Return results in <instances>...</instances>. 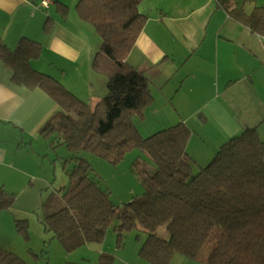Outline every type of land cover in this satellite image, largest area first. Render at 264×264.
I'll return each instance as SVG.
<instances>
[{
  "label": "trees",
  "instance_id": "1",
  "mask_svg": "<svg viewBox=\"0 0 264 264\" xmlns=\"http://www.w3.org/2000/svg\"><path fill=\"white\" fill-rule=\"evenodd\" d=\"M141 1L76 2L79 18L101 38L92 69L105 74L107 91L93 105L32 66L41 56L40 42L23 37L11 49L0 38V63L11 70L13 83L40 88L57 105L39 134L47 138L56 133L52 147L65 145L72 153L63 159L74 162L71 170L66 168L67 185L51 192L42 204L45 231L74 250L86 243L102 244L106 227L116 218L118 242L122 243L124 231L141 228L148 234L139 254L152 264H169L176 254L201 264H264V140L257 126L245 125L207 164L199 165L187 150L192 131L184 121L145 138L132 122L133 114L143 116L153 102L149 78L128 61L148 20L139 10ZM215 3L230 19L264 38V4ZM68 11L67 4L58 2L63 19ZM48 21L45 30L50 32ZM137 147L155 163L154 167L134 163L145 192L114 206L88 162L77 155L90 152L117 164ZM13 203L14 192L0 187V212L10 210ZM16 227L27 233L26 220L16 219ZM160 227L167 236L157 234ZM0 264L27 263L0 247ZM98 264H114V255L102 252Z\"/></svg>",
  "mask_w": 264,
  "mask_h": 264
},
{
  "label": "crops",
  "instance_id": "2",
  "mask_svg": "<svg viewBox=\"0 0 264 264\" xmlns=\"http://www.w3.org/2000/svg\"><path fill=\"white\" fill-rule=\"evenodd\" d=\"M38 2L0 0V38L11 49L23 37L40 42L43 49L37 62L56 70L64 68L60 71L64 81L85 89L100 77L91 67L100 47L96 31L70 11L63 19L57 7L55 14L46 16ZM58 2L67 4L68 0H54L43 10ZM255 2L263 4L264 0ZM138 7L148 20L128 61L149 78L154 101L168 100L170 95L177 99L186 88L199 100L196 113L208 111L209 116L198 113L201 126L213 122L220 141L249 125L243 114L256 117L253 121L257 122L264 118L262 36L230 19L215 0H142ZM47 21L50 32L45 30ZM182 80L190 82L183 85ZM90 91L91 105L106 94L92 87ZM56 108L40 88L13 83L11 70L0 63V181L29 175L34 164L29 159L37 158L38 146L52 147L57 134L41 138L38 131Z\"/></svg>",
  "mask_w": 264,
  "mask_h": 264
},
{
  "label": "rangeland",
  "instance_id": "3",
  "mask_svg": "<svg viewBox=\"0 0 264 264\" xmlns=\"http://www.w3.org/2000/svg\"><path fill=\"white\" fill-rule=\"evenodd\" d=\"M77 1L68 0L67 2L71 14L77 15L75 8ZM56 7L57 5L52 6L47 11L40 8V11L47 16V14H55ZM90 27L94 29L91 25ZM95 35L100 41L99 45H101V38L98 34ZM262 59L264 61V54ZM32 66L40 72L53 76L72 94L87 103L89 102V104L91 87L95 92L107 91L105 74L98 73L101 78L98 77L97 81H91V84L84 86L85 89L79 90V85L74 83L70 85L64 81L63 75L60 74V71H65L64 68L56 70L54 67H49L44 61L37 62V60L32 62ZM181 82H184V85L190 81L182 80ZM77 92H79V96ZM191 93L185 88L177 99H173L172 95L168 100L157 98L154 101L153 99L152 104L144 109L143 116L135 113L131 119L143 138L185 120L192 131L188 152L196 163L205 165L226 140L220 141L222 137L217 131L218 127L213 122L210 121L207 126H201V118L198 113L202 112L203 115L209 116L208 111L200 110L196 113L199 100ZM217 101L219 102V100ZM176 104H180L178 105V112L175 111ZM244 111L247 110L244 109ZM242 116L249 120V122L247 121L249 126H257L258 134L264 140V118L257 122L253 121L256 117L250 118L247 113ZM228 120L230 119H225V124L228 123ZM243 127L240 126L239 130L232 133L231 137L240 133ZM40 137L42 138L41 135ZM38 148L41 150L37 155L38 160L37 158L29 159V161H34L29 175L0 181V184H5L3 187L7 191L14 192L12 208L0 212V247L16 253L27 264H98L102 252L113 254L114 264H152L139 254L141 244L148 234L141 228L124 231L122 243L118 242L115 230V226L118 224L116 218L106 227L102 244L86 243L74 250H68L59 240L52 238L51 234L45 231L42 204L51 192L67 185L68 173L66 168L71 170L74 167V162H63V159L70 158L72 155L65 145L54 148L38 146ZM77 156L88 162L92 169V175L101 182L104 189L109 191L110 200L114 206L129 202L145 192L143 184L133 170L136 161H140L146 166H155L148 153L138 147L127 152L117 164L109 163L90 152L83 151ZM192 168L197 169L196 164ZM16 219L27 221V233H19L16 227ZM157 234L163 237L167 236L164 227H160ZM169 264L201 263L184 255L176 254Z\"/></svg>",
  "mask_w": 264,
  "mask_h": 264
},
{
  "label": "built area",
  "instance_id": "4",
  "mask_svg": "<svg viewBox=\"0 0 264 264\" xmlns=\"http://www.w3.org/2000/svg\"><path fill=\"white\" fill-rule=\"evenodd\" d=\"M53 3L54 0H39L38 6L42 9H48Z\"/></svg>",
  "mask_w": 264,
  "mask_h": 264
}]
</instances>
